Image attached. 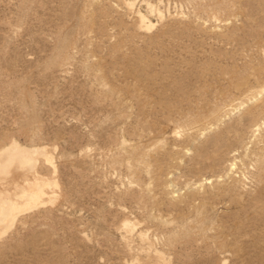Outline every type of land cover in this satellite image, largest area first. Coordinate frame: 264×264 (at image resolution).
Wrapping results in <instances>:
<instances>
[{
    "label": "rangeland",
    "instance_id": "rangeland-1",
    "mask_svg": "<svg viewBox=\"0 0 264 264\" xmlns=\"http://www.w3.org/2000/svg\"><path fill=\"white\" fill-rule=\"evenodd\" d=\"M150 1L168 12L136 0L143 30L118 0H0V145H46L61 191L0 239V264H264V130L257 144L238 124L198 156L252 104L183 132L264 83V0Z\"/></svg>",
    "mask_w": 264,
    "mask_h": 264
},
{
    "label": "bare ground",
    "instance_id": "bare-ground-1",
    "mask_svg": "<svg viewBox=\"0 0 264 264\" xmlns=\"http://www.w3.org/2000/svg\"><path fill=\"white\" fill-rule=\"evenodd\" d=\"M118 1L127 11L135 13L137 27L139 29L150 30L154 27L155 24L148 19L145 13L140 9H134V2L136 0ZM143 1L147 11L160 19L164 17L166 11L168 12V9L163 10L159 6V2L152 3L150 0ZM242 85L238 88L240 92L245 91L241 89ZM241 93L240 95H242ZM263 95L264 83L262 82L259 89L255 92L251 93L249 96L246 94L247 100L241 99L238 104L233 105L231 102L221 99L223 103H221L219 107H215V111L212 113L210 112L211 114L208 118L209 122L205 121L204 118L195 119L196 121H193V124L196 125L184 129L183 132L187 135L193 133L196 134V136L194 135L195 138L202 136L204 138L206 134H209V132L212 133V131L218 127L219 124L216 122H224V119H230L231 115L240 113L241 110L247 107L248 103L252 104L251 108H246L237 118L235 117L236 119L233 118V121L226 123L222 129H219L212 136L204 138V140L201 141L198 156L201 158H212L224 146L226 140L229 138L230 134L234 132L237 125L242 123L248 128L250 137H253L252 140H257V144L261 143L263 137L258 139L256 136L261 130H264ZM184 127L183 125L182 128ZM186 151H188V149ZM257 160L261 170L264 169V161L260 159ZM42 168L46 171L42 172ZM245 168L246 165L243 158H241L238 163L236 158H233L232 161L228 163V169L230 172L233 171V184L238 182V179L244 174ZM209 180V178H202L198 185L207 183ZM179 190L180 189L176 188L172 181H167V184L164 186V192L170 202L186 200L178 196ZM60 193V185L57 179V167L54 162L53 153L46 145H24L15 140L0 145V239H3L6 234L12 231L16 224H18L27 213L39 207H43L46 204H54L59 198ZM161 221L163 222L164 220ZM136 226V221L128 220L124 222L123 233L121 235L123 239L126 238V233L136 228ZM139 235L142 239H148L146 230L139 231ZM154 255L161 263L168 264L163 252L155 251ZM222 264H225V262Z\"/></svg>",
    "mask_w": 264,
    "mask_h": 264
}]
</instances>
